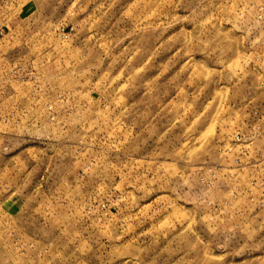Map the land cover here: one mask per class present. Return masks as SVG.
<instances>
[{
	"label": "rangeland",
	"instance_id": "374dc122",
	"mask_svg": "<svg viewBox=\"0 0 264 264\" xmlns=\"http://www.w3.org/2000/svg\"><path fill=\"white\" fill-rule=\"evenodd\" d=\"M0 264H264V0H0Z\"/></svg>",
	"mask_w": 264,
	"mask_h": 264
}]
</instances>
